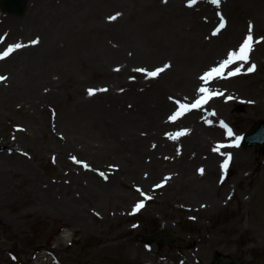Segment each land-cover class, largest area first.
<instances>
[{
    "label": "rangeland",
    "instance_id": "374dc122",
    "mask_svg": "<svg viewBox=\"0 0 264 264\" xmlns=\"http://www.w3.org/2000/svg\"><path fill=\"white\" fill-rule=\"evenodd\" d=\"M1 1L0 10L7 14L20 16L25 11L6 10ZM159 3L161 0L137 5L134 0H96L88 19L96 24L113 12L126 11V6L134 21L136 13L155 15L153 8H159ZM203 5L198 0L192 9L198 12ZM231 5L230 1L225 5V23L233 28L242 16L244 27L225 55L228 57L239 48L248 34L249 22L256 43L253 48L258 55H252L248 63L228 65L222 78L214 77L215 80L212 78L191 91L180 82L181 75L185 72V79L193 72L203 76V71L217 67L223 61L216 57L219 46L210 43L204 49L190 50V40L180 33L185 21L177 26L173 18L144 30L127 25V19L122 22L127 25L128 35L134 34V43L144 49L152 45L146 35L154 32L170 40L156 53H148L149 57L129 60L131 65L136 63L137 71L146 66L151 72L168 63V88L185 95V102L190 105L204 94H218L184 117V120L189 117L188 124L196 125L197 131L191 127L197 135L188 137L178 149L163 146L156 155L142 157L138 167L125 172L122 180L114 184V192H101L91 177L74 172L71 154L105 180L108 179L99 171L115 170L122 165L121 150L113 146L101 148L104 141H110L111 129L102 121L109 115V107L102 102L105 95L92 96L95 98L91 103L89 89L121 91L126 81L140 78L146 81V76L133 69L121 71L122 65L113 66L124 60L125 49L121 54L108 52L98 57H91L90 51L97 43L100 48L108 46V39L118 48L121 44V48L131 49L126 40L133 37H122L119 43L117 36H110L108 30L85 33L66 28L70 30L67 39L66 30H58L52 39L57 40L60 49L50 52L45 62L42 60L35 72L40 81L27 80L25 92L8 101H3L2 93L8 89L17 92L16 78L13 72L0 69V76L10 75V83L0 86V133L16 126L25 128L19 133L20 145L31 166L21 172L14 161L0 159L13 163L12 171L16 173L9 174L11 194L0 197V264H34L38 258H46L48 262L55 259L59 261L57 264H211L217 253L228 254L246 264H264V149L240 143L235 146L237 135L249 130L258 119H264V103L260 102L264 101V52H260L264 48V23ZM210 18L211 14L206 20ZM3 29L0 41L7 33ZM26 36L30 45L34 40L48 38L45 32L35 29ZM17 38L13 34L7 41L15 44ZM200 49L203 57L196 56ZM251 64L256 69L248 72ZM237 67L239 74L229 75ZM249 80L253 82L251 89H243ZM201 87L209 92L198 93ZM28 94L32 95L26 97ZM240 100L253 101L254 105L247 104L244 110ZM30 117L38 119L36 125L42 131L34 133L35 128L29 127ZM228 129L232 137L227 135ZM175 130L176 126L171 125L165 133L175 135ZM23 138L27 142L34 140L24 145ZM50 138L70 143L65 147L66 161L61 159L62 152L49 144ZM227 154L231 155L230 160ZM226 160L225 170L222 164ZM52 197L57 198L58 206L50 201ZM137 203H143L139 211L135 210ZM75 206L81 220L72 217ZM161 228L171 231L175 242L145 241L146 236Z\"/></svg>",
    "mask_w": 264,
    "mask_h": 264
},
{
    "label": "bare ground",
    "instance_id": "6f19581e",
    "mask_svg": "<svg viewBox=\"0 0 264 264\" xmlns=\"http://www.w3.org/2000/svg\"><path fill=\"white\" fill-rule=\"evenodd\" d=\"M95 1L96 0H28L25 11L20 16L7 14L3 12V10H0V29L4 27L3 30L7 31V33L3 34V40L0 41V55H3V53L12 45L18 43L24 45V47L11 52L5 58L0 59V69H5L6 72H13L16 78L14 86L17 92L14 93L11 89H8L6 93H2L4 96L3 101H8L11 97H17L25 92L24 84L27 80H29L30 83L32 81V83H34L36 79H38L36 81H40V75L37 73L35 74V72L39 71V66L42 60L45 59L43 61L45 62L50 52H57V49H60V47L56 45L57 40L52 39V35L57 34L58 30L72 28L78 32L83 31L85 33H92L94 31L99 33V31L104 32L105 30H108L110 36H117L118 41L122 37H133L132 40H126V44L132 46L131 49H126V47L121 48V44L118 48V45L115 42L109 41L108 39L107 43L109 47L104 45L103 48H100L97 43L91 47L90 51L91 57H98L101 54L106 55L108 52H119L121 54L123 53V49H125L124 60H119V62L113 66L122 65L121 71L124 69H133L134 72L146 76V81L142 78L138 80L134 79L136 81H126L124 83L126 86L121 89V91H111L110 89H107L106 91H95L92 95L88 94L90 97L95 95H105L102 98V102L110 109L107 108L109 115L106 119L102 118V121L105 122L111 130L108 131L110 141H104L101 148L103 149L113 146L116 149L121 150L122 156H120L119 160L122 162V165H117L115 170L109 168L107 172L108 180H103L98 177V175L87 170L86 167L79 165L73 158L74 154H71L73 171H77L83 176L91 177L97 185L96 187L98 190L109 193L115 191L114 184L122 180L125 172L134 170L142 163V157H145V155H156L163 146H165V148L173 149L174 147L175 149H178L180 146L182 147L184 145L186 139H190L188 137L193 136V134L194 136L197 135L191 127L194 126L197 131L196 125L193 123L188 124L186 122L189 117L187 119L185 118V120L181 119V116H178L175 120L170 119L171 116L178 112L176 109L179 104H185L186 99L185 95L179 94L168 88L169 86L166 84L168 68L161 72L157 77H150L147 75L149 71L146 66L143 67V70L137 71L136 63L133 65L129 63V60L135 62L137 58L143 56L149 57V54L156 53L157 50L167 46L170 40L167 39L166 36L154 32L152 33L153 35H146L147 40L151 41L152 45L149 48L144 49L142 46L138 45L139 43H134V34L132 35L131 33L128 35L129 30L126 28L127 25L132 24L135 27L144 30L147 26H152V24L160 25L161 21H170L169 18H173L176 21L177 26L178 22L182 23L185 21V27H183L184 31L180 33L190 40L189 43L191 45L188 44L190 45V50L194 51L198 48L204 49V47L210 45V43H215L219 46L217 50L219 52L216 57L224 60L227 58L225 55L227 53V47L240 36L241 30L244 27L243 17L241 16L240 20L234 23L233 28L228 24V26L225 25L221 31L215 32L213 27H215L218 22H221L218 21L221 19V16L225 19V5L230 1V3H232L231 7L235 6L236 8L242 9L243 14L256 16L259 19V22L263 24L264 0H221L219 6L213 4L211 0H202L204 5L198 12L197 10L192 9V7L187 6L185 0H167V2L161 0V3H159L158 6L159 8H153V10L156 9L155 15L145 16L146 14L136 13L137 19H134V21L132 20L133 16L130 13H127V7L124 5L126 11L120 10L117 11V13L113 12L109 14L108 17H102V19L100 21L98 20L96 24H92L89 22L88 16H90V7L95 5ZM145 1L148 0H134L136 5ZM259 8L262 10L263 15H261ZM210 14V20H206ZM110 17L116 18L110 19ZM126 19L128 20V24L123 25L122 22ZM212 19L215 21H211ZM211 23H213V25ZM246 25L248 26V23H246ZM31 29L45 32L47 35L46 37L49 39H40L38 43L30 45L29 43L31 42L28 41L26 35ZM201 32H203V34H201ZM13 34L18 37L17 39H19V41L18 43L10 44L7 39ZM65 36L67 39L70 37V30L65 31ZM110 43L113 46L111 48L109 45ZM119 43L121 42L119 41ZM157 47L158 49H156ZM255 50L257 49L254 47L253 51ZM201 52L203 53V50L200 49V52L197 53L196 56L203 57ZM260 52L263 53L264 48ZM194 53L195 52H189L190 55ZM254 55H258L257 51ZM104 58L106 59V57ZM236 63H240V61H237ZM117 69L120 70V67ZM172 70H174V67H172ZM9 76L3 81H0V86H2L3 83H10V79H8ZM181 76L183 80L180 82L183 84L184 88L185 85H187L189 91L198 87V85H202V83H208L210 81V79H208L207 82L202 81L200 79L201 76H197L194 72L189 75L188 79H185V72H183ZM162 78L165 79L162 80ZM252 83V80H249L243 84L242 88L251 89V86L253 85ZM22 87L23 89H21ZM183 93L185 94V92ZM31 95L32 94H28L26 97ZM94 98L95 97L88 99L93 103ZM102 102L100 101L101 104ZM260 102L264 103L263 100ZM195 110L196 109L192 111ZM190 111H187L185 115H188ZM101 113V115H104L103 112ZM29 122V127L35 128L34 133L38 129L40 131L43 130V128L37 126L39 122L36 117H30ZM183 123H185V125ZM171 125L176 126L175 133L177 132L178 135L165 133V130L169 129ZM22 131H25L24 127L16 126L15 129H10L2 134L0 133V159L14 161L13 163L18 165V171L25 172L29 170L31 166L28 159H26L27 157L24 155L22 146L20 145L21 139L19 136ZM172 137L176 138L173 139ZM25 140L23 138L22 143L28 145V142H32L31 140L34 139L28 140V142ZM62 142L64 145H62ZM50 143L52 144V147L55 149L58 148V150L62 152L61 159L66 161L65 147L70 145V143H66V140L63 139L56 140L53 138H50L49 144ZM13 163L0 161V197H6L11 194V190L8 188L10 186L9 174H16L15 170L12 171L14 166ZM31 170L34 169L31 168ZM50 201L53 202L54 205L58 204V200L55 197H52V199L50 198ZM71 214L76 220L82 219L77 206L74 207V211H72ZM168 232L171 234V231ZM34 264H57V260L51 259L48 262L46 258H38Z\"/></svg>",
    "mask_w": 264,
    "mask_h": 264
},
{
    "label": "snow or ice",
    "instance_id": "6c2138e0",
    "mask_svg": "<svg viewBox=\"0 0 264 264\" xmlns=\"http://www.w3.org/2000/svg\"><path fill=\"white\" fill-rule=\"evenodd\" d=\"M165 2H167V0H165ZM198 2V0H188V6L189 7H192L194 6L196 3ZM211 2L217 6H219L221 0H211ZM116 17H110V19H115ZM221 25L219 26L220 28H223L224 25H225V22L223 20V17L221 16ZM252 24L251 22H249V31H248V34L246 35V37L244 38V40L242 41L239 49L233 51V52H230L228 54V57L226 59H224L223 61L220 62V64L217 66V67H214L212 69H210L208 72H206L203 76L200 77V79L202 81H205L207 82L209 78H212V77H217V78H222V70L225 68V66H228V65H231V64H234L236 63L237 61H240V62H243V63H248L249 61V58H250V53L252 51V47H253V36H252ZM264 39V38H262ZM39 40H34L32 41L33 44H36L38 43ZM24 47V45L22 44H15V45H12L6 52L3 53V55H0V59H3L5 58L6 56H8L11 52H14L20 48ZM168 67H170V65H164L163 67L161 68H158L154 71H151V72H148L147 75L150 76V77H157L161 72L165 71ZM256 69V65L255 64H251L248 68H247V71L248 72H253L255 71ZM138 71H141L138 69ZM239 71H240V68L237 67L235 70L231 71L229 73V75L231 76H235L237 74H239ZM4 79H6L5 77H0V81H3ZM96 90H93V89H89V95H92L94 94ZM99 91H106V89H100ZM206 92H209L208 89L204 88V87H201L198 89V93L200 94H204ZM218 93H215V92H211L209 94V97L207 98H211L212 95H217ZM206 98V99H207ZM206 102V100L204 101ZM179 103V102H177ZM202 104V100L201 99H196L195 102L188 106V105H183V104H180L179 107L181 109H194V108H197L199 107L200 105ZM181 113L180 112H177L175 113L173 116L170 117L171 120H175ZM224 127H227L226 125H224ZM181 134H184V133H181ZM227 135L229 137H232L233 133L231 131V129H228L227 131ZM173 139H175L176 137H172ZM239 141H240V138H237L236 139V142H235V146H239ZM220 147H225L224 145H221ZM231 159V155L230 154H227V160H230ZM227 160L224 164H222V168L223 169H227L228 167V164H227ZM201 172H203V169L200 170ZM103 175V174H102ZM143 207V203H137L135 205V210L136 211H139L140 208Z\"/></svg>",
    "mask_w": 264,
    "mask_h": 264
},
{
    "label": "water",
    "instance_id": "95a60500",
    "mask_svg": "<svg viewBox=\"0 0 264 264\" xmlns=\"http://www.w3.org/2000/svg\"><path fill=\"white\" fill-rule=\"evenodd\" d=\"M27 0H4L3 4L7 8L22 12ZM264 142V121H259L255 124L252 131L245 136V144L263 143ZM214 264H239L235 259L218 257Z\"/></svg>",
    "mask_w": 264,
    "mask_h": 264
}]
</instances>
